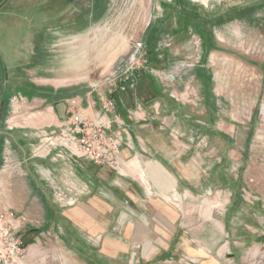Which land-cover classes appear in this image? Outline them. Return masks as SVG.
I'll return each instance as SVG.
<instances>
[{
    "label": "crops",
    "instance_id": "1",
    "mask_svg": "<svg viewBox=\"0 0 264 264\" xmlns=\"http://www.w3.org/2000/svg\"><path fill=\"white\" fill-rule=\"evenodd\" d=\"M84 50L80 47L81 53ZM160 50L158 58L164 55ZM200 69L190 72L199 75ZM179 73L183 72L175 75ZM85 77L54 80L53 93L25 97L4 117L0 109V169L6 138L16 159L24 161L16 169L0 172V212L23 211L31 216L39 210L43 233L54 234L50 241L71 245L87 264L260 263L264 259V177L255 191L247 170L254 167L246 155L250 149L233 135V126L221 123L223 130L218 126L229 113L216 111L227 100H220L211 79L201 96V105L207 107L204 115L187 113L189 103L196 106L189 95H181L187 100L179 104L168 94V83L162 86L149 75L139 80L134 94L115 98L129 131L122 140L121 172L66 157L29 158V145L37 143L38 129L59 132L68 117L66 99L76 96L82 107L95 102L94 110L99 108ZM59 87L69 89L58 91ZM167 111L170 114L164 119L173 123L177 115L183 139L189 143L173 147L166 131L160 130L161 115ZM8 117H12L11 131L5 126ZM43 170L58 184L80 189L76 206L60 209L55 204ZM18 197L26 199L23 205L14 200ZM20 221V229L29 222L23 215ZM21 235L27 260L40 258L38 235L25 229Z\"/></svg>",
    "mask_w": 264,
    "mask_h": 264
},
{
    "label": "rangeland",
    "instance_id": "2",
    "mask_svg": "<svg viewBox=\"0 0 264 264\" xmlns=\"http://www.w3.org/2000/svg\"><path fill=\"white\" fill-rule=\"evenodd\" d=\"M166 36L173 40L158 58L157 45ZM137 41L148 46L150 65L165 73L155 82L168 83V94L179 104L187 100L181 95L196 104L189 103L187 113H207L201 96L211 79L220 100H227L216 111L230 116L218 126H233V135L250 149L246 155L254 167L247 170L257 191L264 177V166H259L264 163V0H0L2 117L11 110L8 100L26 86L49 94L60 78L86 74L89 83L102 80L130 58ZM195 67L201 68L199 75L190 72ZM178 71L183 73L176 76ZM169 112L161 115L158 127L175 147L189 140L177 115L173 123L164 119ZM22 212L29 222L20 233L25 229L38 235L43 254L32 261L24 251L10 264H87L71 245L50 241L54 234L43 233L39 210L31 216Z\"/></svg>",
    "mask_w": 264,
    "mask_h": 264
},
{
    "label": "built area",
    "instance_id": "3",
    "mask_svg": "<svg viewBox=\"0 0 264 264\" xmlns=\"http://www.w3.org/2000/svg\"><path fill=\"white\" fill-rule=\"evenodd\" d=\"M171 40L173 39L168 36L162 38L157 45V51ZM147 47L144 42L137 41L133 44L131 56L126 62L102 80L89 83V91L95 95L99 104L98 109L94 110L95 102H91L86 108L82 107L81 100L76 96L66 99L68 117L61 122L59 132L38 129L37 143L29 145V158L46 160L48 157L52 159L66 157L81 164L108 166L121 172L125 164V159L121 155L122 140L123 135L128 136L129 131L121 114L118 113L115 98L119 94H134L143 75L159 78L161 81L163 79L161 76L164 72L160 73L150 65ZM170 97L179 100L173 93H170ZM24 99L21 92H16L9 100L10 113L15 111L16 106ZM5 126L7 131L13 129L12 117L7 118ZM2 147L3 163L0 172L4 168L20 167L24 161L16 159L11 140L6 138ZM42 173L54 190V202L60 209L77 205L81 195L80 189H76L74 184H58L49 171L43 170ZM20 219L21 215L15 211L0 212V264H10L19 260L25 251L23 235L20 233ZM258 264H264V259Z\"/></svg>",
    "mask_w": 264,
    "mask_h": 264
},
{
    "label": "trees",
    "instance_id": "4",
    "mask_svg": "<svg viewBox=\"0 0 264 264\" xmlns=\"http://www.w3.org/2000/svg\"><path fill=\"white\" fill-rule=\"evenodd\" d=\"M21 93H22V95L24 96V97H26V98H30V97H33V96H36V95H44V94H41V93H38V92H35L34 90H31V87H28V86H26V87H24V88H22V90H21ZM46 95V94H45ZM44 95V96H45ZM3 105H4V103H2Z\"/></svg>",
    "mask_w": 264,
    "mask_h": 264
}]
</instances>
